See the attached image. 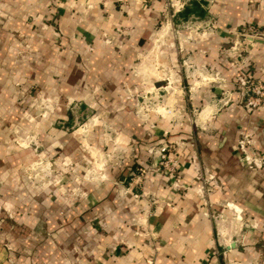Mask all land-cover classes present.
<instances>
[{"label": "crops", "instance_id": "obj_1", "mask_svg": "<svg viewBox=\"0 0 264 264\" xmlns=\"http://www.w3.org/2000/svg\"><path fill=\"white\" fill-rule=\"evenodd\" d=\"M195 1L203 12L183 18L191 0H0V264H264V165H247L238 143L250 132L248 150H264V109L244 104L238 81L264 79V0ZM164 18L193 36L171 49L186 55L194 85L177 122L134 110ZM250 23L252 40L237 33ZM20 80L104 113L106 125L90 131L97 149L112 151L102 175L84 178L91 157L67 128L49 126L42 141L74 159L76 177L63 176L74 190L16 180L11 167L34 157L4 124L18 116ZM161 142L177 147V179L150 152Z\"/></svg>", "mask_w": 264, "mask_h": 264}, {"label": "rangeland", "instance_id": "obj_2", "mask_svg": "<svg viewBox=\"0 0 264 264\" xmlns=\"http://www.w3.org/2000/svg\"><path fill=\"white\" fill-rule=\"evenodd\" d=\"M168 15L169 14H167V16ZM167 22L168 19L164 18L159 23L158 29L166 25L161 31L162 38L160 37L157 46L155 47L154 45L152 50L147 52L143 57V61L146 64L145 73L147 75L145 89L142 90L141 93L137 92V94H134L135 91H129L128 89L127 92H132L136 97L134 100L135 112L142 116L150 111L158 112L162 113L164 117L169 116L172 121L177 122L179 115L185 106V104H182L184 103L182 99L190 93L189 91L193 90L192 86L194 85L192 82H187V78L185 77L186 75H189L190 68L180 64L183 63V58H186V55L182 57L181 54H179L180 56L177 58L175 51H171V49H176L177 45L192 40L193 36L187 35L188 26H185L181 21H179V26ZM178 29H181V32L183 30L186 32L182 34ZM230 53L232 57H229L230 61L231 59H239V55L236 54L237 52ZM23 55L24 52L21 51L20 56ZM174 62L179 64L177 69L172 65ZM206 74L216 79V81L219 80L216 73ZM200 75H190L189 79L192 81L195 80V78L201 79L202 76ZM156 78H158V80H155ZM159 79L163 82L160 87L157 85L160 83ZM178 82H180V85ZM15 86L17 87L18 95L16 100L19 107L18 116H14L13 119L12 117L5 118L4 124L9 129V134L13 139L15 147L20 150L30 149L34 156L28 162H20L18 165H13L11 167L12 174L16 180L22 183V185H27L28 187L44 185L58 187L65 193H71V191L74 190L63 185V176L65 174H75L76 164L74 159L71 156L62 155L63 151L54 146V143L57 144V141L53 143L48 142L47 144L42 141V130H48L49 126L67 128V132L71 135L72 140L80 142L83 147L82 152L91 157L89 158L91 160L84 165L86 167L84 178H92L97 175H102L101 172L103 171L101 167H104L107 163L106 161L112 157V151H108V144H104V148L99 147L101 151L100 149H97L98 146L91 141L90 131L93 125L99 123L103 126L106 125L105 117L103 115L104 113L98 111L97 106H95V108L84 106L83 103L81 104L80 101L74 98V96L67 95L64 91L59 93L57 90H53V93L49 95L47 91H44L43 85L39 83H28L26 80H20ZM243 101L246 105L245 97ZM161 107L166 109L172 108L173 110L171 113H166ZM108 134L112 133L106 131L103 132V140L106 141V143L110 140L113 141ZM117 134L118 133L113 132L114 136ZM107 136L109 137V140H106ZM254 139L255 137L252 133L243 132L242 136L238 139V143L243 140V142H245L246 152L251 153L248 150L247 145L250 143L253 144ZM113 143L116 147V142ZM161 143L152 145H160ZM152 145H150V152L152 151ZM239 147L242 152V157L244 158L245 152L242 150L240 144ZM176 150L177 147L175 145L168 144V151H171V155L174 158H177L179 163V157ZM127 151L128 150L125 148L119 149L121 154H124ZM151 153L154 154V151ZM251 154L257 156L258 159L256 160V163L251 164L245 161L247 165L250 167L264 165L263 149L254 148ZM91 161L94 163L93 166H91ZM100 162L102 164H100ZM97 163H99V165H95ZM143 168L145 173L146 169L145 167ZM140 171V167L137 168L136 174L139 175Z\"/></svg>", "mask_w": 264, "mask_h": 264}, {"label": "built area", "instance_id": "obj_3", "mask_svg": "<svg viewBox=\"0 0 264 264\" xmlns=\"http://www.w3.org/2000/svg\"><path fill=\"white\" fill-rule=\"evenodd\" d=\"M239 31L237 33L243 34V37L248 40H252L254 36L258 33L257 26L250 23L243 25L238 29ZM237 41L233 42L232 50L233 53L236 52L237 49ZM232 58V57H231ZM231 65L238 66L240 65L239 59H231L230 61ZM239 84L242 87V93L245 97V103L249 108H255V107H261L264 108V79H255L253 77H249L246 75H241L239 78ZM158 108V107H157ZM161 109H164L163 111L166 113H171L172 108H164L161 107ZM160 109V110H161ZM159 110V109H158ZM242 150L244 153V159L247 163H256V160L258 159L257 156L252 155L251 153L246 152L245 150V142L240 141L239 142ZM152 151L154 153H157L159 157V164L158 168L163 169L165 172L171 174L173 178L177 179L179 177L178 173V159L174 158L171 155V151H168V143H161L160 145H152ZM140 174L139 177L144 173V168L140 167Z\"/></svg>", "mask_w": 264, "mask_h": 264}, {"label": "trees", "instance_id": "obj_4", "mask_svg": "<svg viewBox=\"0 0 264 264\" xmlns=\"http://www.w3.org/2000/svg\"><path fill=\"white\" fill-rule=\"evenodd\" d=\"M203 12L202 8L200 7V4L197 3L195 0H191L190 5H185L180 11L179 14L183 16V18H186L189 14L195 13V14H201Z\"/></svg>", "mask_w": 264, "mask_h": 264}, {"label": "bare ground", "instance_id": "obj_5", "mask_svg": "<svg viewBox=\"0 0 264 264\" xmlns=\"http://www.w3.org/2000/svg\"><path fill=\"white\" fill-rule=\"evenodd\" d=\"M162 38V37H161Z\"/></svg>", "mask_w": 264, "mask_h": 264}]
</instances>
